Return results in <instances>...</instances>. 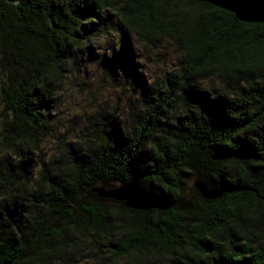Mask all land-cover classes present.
Masks as SVG:
<instances>
[{"label": "trees", "instance_id": "obj_1", "mask_svg": "<svg viewBox=\"0 0 264 264\" xmlns=\"http://www.w3.org/2000/svg\"><path fill=\"white\" fill-rule=\"evenodd\" d=\"M135 40L181 57L147 77ZM77 92L106 96L71 116ZM131 181L171 205L98 192ZM122 262L264 264V23L194 0H0V264Z\"/></svg>", "mask_w": 264, "mask_h": 264}, {"label": "water", "instance_id": "obj_2", "mask_svg": "<svg viewBox=\"0 0 264 264\" xmlns=\"http://www.w3.org/2000/svg\"><path fill=\"white\" fill-rule=\"evenodd\" d=\"M10 3H18L20 0H7ZM212 4L216 7L226 9L235 13L236 17L246 22H263L264 23V0H194ZM201 193L208 197L214 198L222 194L219 189L210 188L203 182L196 183ZM102 196L113 198L119 201H125V205L133 209H166L171 204L167 201L156 197L147 191L137 181L123 183L122 186L105 190L98 189Z\"/></svg>", "mask_w": 264, "mask_h": 264}, {"label": "rangeland", "instance_id": "obj_3", "mask_svg": "<svg viewBox=\"0 0 264 264\" xmlns=\"http://www.w3.org/2000/svg\"><path fill=\"white\" fill-rule=\"evenodd\" d=\"M135 41H136L135 45L137 46V56L139 59L140 67L141 68L144 67L143 72L146 74L147 77L149 75H151V76L152 75L153 76L162 75V73L166 72L167 69H171L172 65H174V63L177 62L178 58L180 59V57H181V52L178 48H175L173 45L170 46V48H169L166 46L165 42H160V47H158L157 51L155 50V52L154 51L149 52L143 47L144 46L143 44H141L137 40H135ZM159 53L162 54V57L158 60V62H156V60L154 59V56H155L154 54H159ZM164 54H165V61H167L166 65L161 64L162 61H164V58H163ZM139 57H141L142 60H140ZM104 85L110 87V85L109 84L107 85V83H105ZM104 89H105L104 91L106 92V89H108V88L104 87ZM119 89H122V88L119 87ZM120 92H121V90L120 91L116 90L114 87L109 89L108 93L106 92L108 99L112 100L113 98H115L112 103H116V104H114L112 106L117 105V107H119V105L121 104L120 106L122 107V103L124 101H125V103H124L125 105L128 103V101H126L127 97H128V92H126L122 95L120 94ZM68 96L71 98L66 99L67 104H68V109H69V110L68 109L67 110L71 111V116H75L73 111L79 110L81 112H84L85 110H90L92 107L100 106L98 101L100 102V99L105 98L106 95L103 97H99V99H97V101L94 100V102H93L92 96L89 95L88 93L83 94V93L77 92V96L75 94H70ZM132 103H133V101H132ZM125 108H126V106H125ZM68 111H66V112L68 113ZM116 114H119V108H118V112ZM123 115L127 116L126 110H125ZM131 182H133V181H131ZM203 184L207 186V189L211 188L210 185L205 184V183H203ZM121 186H122V184H121ZM139 210H141V209H139ZM145 210H149V209H145ZM120 264H125V262H122Z\"/></svg>", "mask_w": 264, "mask_h": 264}]
</instances>
